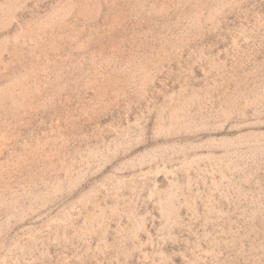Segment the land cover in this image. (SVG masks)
<instances>
[{"label":"rangeland","instance_id":"rangeland-1","mask_svg":"<svg viewBox=\"0 0 264 264\" xmlns=\"http://www.w3.org/2000/svg\"><path fill=\"white\" fill-rule=\"evenodd\" d=\"M0 264H264V0H0Z\"/></svg>","mask_w":264,"mask_h":264}]
</instances>
